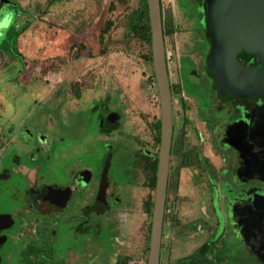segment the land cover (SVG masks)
I'll return each instance as SVG.
<instances>
[{"label": "rangeland", "instance_id": "374dc122", "mask_svg": "<svg viewBox=\"0 0 264 264\" xmlns=\"http://www.w3.org/2000/svg\"><path fill=\"white\" fill-rule=\"evenodd\" d=\"M12 1L17 5L8 9L15 11V17L9 24L4 15L5 31L3 36L0 33V171L3 159L6 162L11 152L25 148L28 157L40 162L39 172L51 173L49 181L60 176L65 179L75 163L93 165L89 187L93 194L81 193L71 204L70 211L82 215L83 205L91 204L98 188L102 157L107 152L102 148L112 145V149L103 210L89 211L84 221L63 224L56 222L58 211H52L47 215V221H51L47 229L40 223L43 217L20 218L16 222L19 227L14 225L6 232L8 240L0 249L1 264H28L27 257L44 252L40 240L44 230L49 238L54 228L58 232L62 229V235L57 236L60 240L53 253L61 251L65 258L71 254L74 257L72 263L64 264H146L154 197L149 184L156 170L153 162L159 145L155 123L160 112L156 83L150 79V43L130 28L131 15L141 0ZM195 3L161 0L170 87L177 106L184 99L188 101L190 95L212 93V75L207 72L208 56L214 49ZM3 4L5 8L10 5L6 0ZM61 109L84 113L90 109L94 117L107 112L113 116V123L116 118V129L102 134L103 129L95 122L88 124L86 133L82 124L71 126L60 117V134L64 137L60 141L53 134V119L54 112ZM26 130L31 134L29 144L22 137ZM13 172L10 170L9 177L0 173V209L11 208L21 198L19 191L12 194ZM178 208L176 224L171 208L165 211L161 264H180L212 228L208 223L213 220L204 218L198 209L194 213L183 205ZM193 217L196 219L190 223ZM77 224L78 231L71 236Z\"/></svg>", "mask_w": 264, "mask_h": 264}, {"label": "flooded vegetation", "instance_id": "af4514ba", "mask_svg": "<svg viewBox=\"0 0 264 264\" xmlns=\"http://www.w3.org/2000/svg\"><path fill=\"white\" fill-rule=\"evenodd\" d=\"M3 5L0 0V18H4V10L9 8V5L6 8ZM194 6L202 17V27L209 31L204 25L207 17L206 0H196ZM241 63L244 66L253 65ZM207 73L212 75V93L190 95L188 101L184 99L179 106L172 97L173 134L165 211L171 208L174 224L178 205H183L189 212L196 213L194 209H198L199 213L205 214L204 218L213 220L208 223L212 228L206 239L179 262L264 264V96L232 94L225 82L219 81L216 84L213 73ZM111 116L107 112L97 116L98 126L103 129L102 134L110 133L112 128L116 129V118L113 123ZM108 123L111 124L109 128ZM38 133L35 132L34 136ZM111 149L112 145L102 148L103 152L107 150L105 155L103 153V166L111 157ZM34 167L41 168L40 162ZM92 167L93 165L83 161L75 163L63 180L49 178V181L46 174H36L34 181L29 182L26 174H20L21 178L25 177L26 182L13 189L14 193L20 192L19 202L9 209L0 210V215L5 214L7 220H10L0 221V249L8 240L6 232L20 218L43 217L40 223L46 228V225H51V221H47V215L52 211H58V219L55 220L61 224L63 221L73 222L77 219L84 221L88 218L89 211L101 212L106 195V185L100 193L101 176L93 201L83 205L85 213L78 215L70 211L74 197H79L84 192L87 196L90 192L93 194L92 188H89L94 176ZM178 198H181L180 203ZM165 216L166 213L164 219ZM195 219L196 217L190 219V223ZM204 225L208 226L207 223ZM78 226L77 224L71 231V236L78 231ZM18 227L17 224L16 228ZM51 232L55 235L54 238ZM51 232L47 238V231L44 230V238L40 239L44 252L39 256L27 257L28 264H64L65 261H74L72 254L65 258L61 251L53 253L56 241L60 240L57 236L60 235L61 238L62 229L58 232L54 228ZM163 235L164 222L162 239ZM162 245L161 240L160 264Z\"/></svg>", "mask_w": 264, "mask_h": 264}, {"label": "water", "instance_id": "95a60500", "mask_svg": "<svg viewBox=\"0 0 264 264\" xmlns=\"http://www.w3.org/2000/svg\"><path fill=\"white\" fill-rule=\"evenodd\" d=\"M146 4L160 112V140L146 264H160L173 134V106L161 0H146ZM206 11L208 34L214 49L208 56V69L213 73L216 84L219 81L225 82L229 91L235 95L264 96V0H206ZM2 24L4 21L0 18V27ZM242 51L254 55L258 65L244 66L237 57ZM108 166L109 159L102 169L100 193L106 183ZM7 218L5 214L0 215V221L10 222Z\"/></svg>", "mask_w": 264, "mask_h": 264}, {"label": "crops", "instance_id": "0c3cea01", "mask_svg": "<svg viewBox=\"0 0 264 264\" xmlns=\"http://www.w3.org/2000/svg\"><path fill=\"white\" fill-rule=\"evenodd\" d=\"M61 82H62V79H61ZM62 90V89H61ZM62 91H60V95H61ZM63 95V93H62ZM61 95V96H62ZM63 97V96H62ZM75 97H80L79 94H75ZM82 110V109H81ZM14 111V110H13ZM80 111V110H79ZM76 112L75 110H66V112H63V109L61 110H57L55 113V120L54 123H53V127H54V130H53V134L55 135H58V140L60 141H63L64 137L61 136L60 134V126L63 127V122L60 120V117L65 118V121L71 125V126H74L75 123H80L82 124L81 126L84 127L86 133H88L89 131V126L88 124L91 123H95V122H98L97 121V117H94L93 114L89 113L92 111V108H91V111L90 109L86 110V113H84L85 111H80V112ZM25 112V111H24ZM16 113V111L13 112V114ZM93 113V112H92ZM95 118V120H94ZM10 124V123H9ZM11 127V126H10ZM72 129V128H71ZM40 130V129H39ZM36 131V130H35ZM39 133L41 131H38ZM71 136H74L72 134H70ZM22 136V135H21ZM24 139H26L27 142H30L29 139L31 137V134H30V131L26 130V134H23L22 136ZM67 137V136H65ZM27 149L25 148L24 150H19V151H15V152H11L10 155H9V158L8 160L5 162V160L3 159V162H4V165H3V168L1 169L0 173L1 174H8V177H9V173H10V170H15V172H13V174H11L12 176V179L10 180L11 182H14V184L12 185V194H14V191L13 189L15 188V186H20L22 184H24L26 181H25V177L21 178L19 175L20 174H23L25 175L26 174V180L27 181H34V176L36 174H39L42 175L41 172H39V170L41 168H35L34 166H36V164L39 163L38 160H35L36 157H30V160H29V157L27 156ZM23 157H27L28 160H24ZM72 157V156H71ZM33 159V161L31 160ZM29 162L32 163V165H28ZM20 165V166H17V165ZM28 166H33V167H28ZM31 170V172H29V170ZM46 175L47 176H50L51 173H48L46 172ZM60 178H62V176H60ZM14 206V205H13ZM0 210H6V209H0Z\"/></svg>", "mask_w": 264, "mask_h": 264}, {"label": "trees", "instance_id": "16d2710c", "mask_svg": "<svg viewBox=\"0 0 264 264\" xmlns=\"http://www.w3.org/2000/svg\"><path fill=\"white\" fill-rule=\"evenodd\" d=\"M7 2L10 3L9 6L17 5L12 0H7ZM7 10H9V12L5 16L7 17L8 23L11 24L13 21V18L15 17V11H12L11 9H8V8ZM204 25L207 29H209L207 17H205ZM25 27L26 26L18 30L16 35H19L21 31L25 29ZM130 28L132 32L134 33V35L138 36L140 39L146 41L147 43H150V25H149V17H148L146 0H141V5L131 15ZM4 31L5 29H2V26H1L0 33H2V36H3ZM163 33L164 34L166 33V31L164 30V27H163ZM237 57L241 62H244L246 65H249V64H253L256 66L258 65L256 57L252 54L242 51L238 54ZM148 59L149 61L152 62L151 51L149 53ZM150 79L155 81L154 74L150 76ZM159 133H160V121L158 119L157 122L155 123V141L157 145H159V140H160ZM156 164H157V159L153 162V165L155 168H156ZM155 176H156V170L150 175L149 186L152 189L154 188V185H155ZM149 209H150V204L147 205V210Z\"/></svg>", "mask_w": 264, "mask_h": 264}]
</instances>
